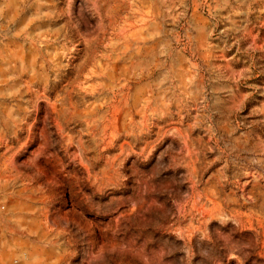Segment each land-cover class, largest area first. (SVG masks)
Returning a JSON list of instances; mask_svg holds the SVG:
<instances>
[{
    "label": "rangeland",
    "instance_id": "1",
    "mask_svg": "<svg viewBox=\"0 0 264 264\" xmlns=\"http://www.w3.org/2000/svg\"><path fill=\"white\" fill-rule=\"evenodd\" d=\"M0 264H264V0H0Z\"/></svg>",
    "mask_w": 264,
    "mask_h": 264
}]
</instances>
